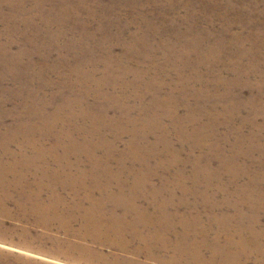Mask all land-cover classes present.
I'll list each match as a JSON object with an SVG mask.
<instances>
[{
	"label": "rangeland",
	"instance_id": "rangeland-1",
	"mask_svg": "<svg viewBox=\"0 0 264 264\" xmlns=\"http://www.w3.org/2000/svg\"><path fill=\"white\" fill-rule=\"evenodd\" d=\"M29 11L30 17L27 18L25 13ZM9 41L11 46L0 47V137L9 140L18 137L15 142L13 139L11 148L17 150L18 142L26 141L27 135H22L25 129L21 128L30 127L34 128V132L28 136L35 139L37 144L46 146L49 156H56L59 164L66 163V167L71 165L73 169L81 166L86 171L94 165L104 168L105 160L108 159L113 169L124 167L128 173L131 163L134 167L132 157L137 153L134 145H130L136 138L132 131L136 130L139 135L140 131L147 133V139L142 143H151L152 147L157 142L156 134L165 127L169 128L171 145L183 149V142L173 134L171 124L178 122L174 119L181 116L178 123L184 118L198 123L205 121L204 135L208 134L209 137H203L204 142L201 144L197 140L186 143L190 146L179 150V164L184 163L186 158L190 161L183 165L186 170V176L183 177L190 181L189 184L193 181L192 174H202L210 179L208 186L198 187L195 193L188 194V200L201 206L204 213L218 216L223 209L225 215L237 213L240 202L236 201L237 187L240 181L238 177H233V181L230 177L233 172L242 174L246 169V154H240V170L234 168L230 173L224 171L220 161L231 153L230 145L224 141L231 114L224 107L220 111L219 106H233L246 93L252 94V91L248 92L252 85L251 77H248L247 87L242 86L241 76L245 79L248 75L246 71L244 75L239 74L242 72L241 63L250 65V61L246 59L241 62L239 48L242 45L251 48L256 43L261 50L260 63L264 60V0H0V42ZM9 59L10 63L15 64L14 70L8 67ZM257 73L255 76L251 74L256 78L253 83L255 87L261 76L260 70ZM92 76L94 79L101 78L102 83L94 85L93 81L92 84ZM30 107H34L33 113ZM156 110L158 116L149 119L148 124L151 126L144 129V117L148 113L154 115ZM194 113L196 118L192 115ZM47 116L51 119H46ZM238 123L239 114H236L232 126ZM93 125L94 128H91ZM90 128L93 132L91 135ZM46 129L51 134L44 139L42 133L47 134ZM58 133L62 135V142L59 141ZM65 136L67 138L64 139ZM89 140L92 142L88 143ZM72 142L86 144L85 150L90 153L82 154L80 151L74 152V149L70 153ZM164 142H157L155 150L148 155H140L139 158L148 160L149 170L160 168L162 148L166 151L168 147L169 151L166 152L169 154L164 158L170 157L172 146L164 147ZM51 147H55L56 154H59H53ZM248 150L245 148L242 152ZM92 153L98 164L91 161L89 155ZM191 158L197 162L193 164ZM54 161H49V165H58ZM127 173L125 177L130 176ZM242 177L246 182L247 178ZM153 179V184L161 183L158 178ZM203 188H207L210 201L216 204L213 207L201 205L202 200H207L204 199ZM230 191H233L234 198L228 197ZM50 194L49 190L44 191L46 198ZM62 194L67 197L70 195L68 192ZM5 208L11 214H0V264H168L148 260L145 254L136 257L129 251L117 250L111 244L85 238L86 233L77 222L70 226V229L75 228L74 231L78 232V235H74V231L66 232L65 228L60 227V222L55 220L43 226L42 223H35L34 218L20 215L12 202L6 203ZM111 208L112 205L105 206L106 211ZM185 212L188 209L183 211V215ZM190 218L204 228L203 218L197 219L190 215L187 221ZM263 221L264 213V226ZM178 228L182 233L188 229ZM216 230L208 231L207 240L220 238L216 237ZM111 234L113 237L115 232ZM101 237L105 240L108 235L103 234ZM137 246L139 243L132 244L131 248ZM189 248L193 249L191 242ZM236 251H227L228 264L232 261L239 264H264V254L255 255L254 260H244L237 256ZM182 252L178 250V253ZM203 252L209 257L207 251ZM173 253L167 249L157 254L169 261ZM209 254L212 259L213 252ZM179 264H186V257H182Z\"/></svg>",
	"mask_w": 264,
	"mask_h": 264
},
{
	"label": "bare ground",
	"instance_id": "bare-ground-1",
	"mask_svg": "<svg viewBox=\"0 0 264 264\" xmlns=\"http://www.w3.org/2000/svg\"><path fill=\"white\" fill-rule=\"evenodd\" d=\"M25 11H28V10H25ZM27 13H25L26 17L29 18L30 11ZM139 28H140V25H139ZM249 29L251 30V28ZM167 42H165V44ZM9 43H11V41L0 42V47L3 46L7 48V46L12 45ZM131 43L132 42H130V44ZM133 43L135 44V42ZM253 46L251 48L249 47L245 48L244 45H242V47L239 48L241 49L240 50L241 62L247 61L248 59L250 61V65L246 63L242 65L241 63L242 72L239 74L244 75L245 73L243 72L246 71L248 75L247 78L245 79H242L243 76H241L242 86L246 88L248 84V77H251L252 85L249 84L250 88L248 89V92L250 90L252 91V94L249 95L248 93H246V95L244 97H240V99L233 106H229L227 104L223 106L220 104L219 106L220 111H221V107H224L226 111L231 114V117L227 121L229 130L228 132H226V137L224 138V141L226 142L225 144L230 145L231 147V153L228 155V157H222L220 161L223 163L224 171H226L227 173H230L231 171H234V168L240 170L241 169L240 154H246L245 156L246 169H244L242 174L235 171L230 177V180L232 181L234 179L233 177H238V182L240 181L239 187H237L238 195L236 198V201L240 200V202H239L236 214L225 215L224 209H223V212H221L222 214L218 216L212 213H206V212L204 213L201 210V206H199L197 203L192 204L190 203L191 201L188 200V197H187L189 196L188 194L191 195V193H195L196 190L199 189L198 187L208 186V184L210 183V179L208 178L209 176L203 177L204 175L202 176V174H199L198 176H196V174L190 173L193 175V181L192 183L189 184L190 181H188L187 179L183 177V176H186V170L184 169L183 165H185L186 163H189L190 161H189V158H186V161L184 163L179 164L180 162V159L178 158L180 157L179 150H183L187 148L188 144L186 143H191L196 140H197V143L199 142V144H201V142L203 141V137L208 136V134L204 135L205 126L207 125L205 124V121L200 120L203 122L198 123V122H194L192 120L184 118L182 121H180V123H178L179 120L181 119V116H178L179 118H175L174 120L178 122L173 123L171 125L173 128V134L175 133L177 135L176 137L181 142H183L182 144L184 145V148L182 149L179 147V149H176L173 145H171V141L168 138L170 134L169 128L167 129L165 127L163 131L157 133L155 136L156 141L157 142L165 141L166 143L164 142L165 145L163 146L164 147L166 145L172 146V150H173V151H170L169 158H164V156L166 157L169 154L166 152L169 150H168V147L166 148V151H163V148H162V151H161L162 152V162L160 161L161 165L159 169L157 168V170L156 169L149 170L148 167L150 166V164H148V160H145V158L144 159L139 158L140 155L142 154L144 156L148 155L149 153L152 152V150L154 151L157 146V142L152 147H150L151 143H148V144L142 143L143 140L147 139V135H148L147 133L143 131H140V135L138 134L136 130L132 131V133L134 134V137L136 138H134L130 142V145H134L133 146L134 150L137 151V153H134L133 155L134 157H132L134 159V167L131 166L132 163L130 162L131 163L130 170L128 173L126 171L127 168H124V167L113 169L110 166L111 161L108 159L105 160L106 163H104L103 161L104 166H105L104 168L100 169L98 168L99 165L98 166L94 165L93 168L91 169L89 168V170H86V171L81 166H77V168L75 169H73L71 165H69L70 167H66L65 166L66 163L64 160L63 162L65 164H61L62 162L59 164L58 163L59 160L56 159V156L54 155L53 157L49 156L50 152L46 146H44L43 144L41 145L37 144L35 139L32 140L31 137L28 136L30 132L32 136L34 132V128L33 129H31L30 127L21 128L22 130L25 129L22 135L26 134L27 138H26V141L24 140L22 142H18L17 150H14L13 148H11L10 145L13 142V139L15 142L18 140L16 139L18 137L14 136V138L10 140L6 139L3 136L0 137V214L2 215L11 214L10 210L5 208V204L12 202L18 208L19 210L18 213L20 215L22 214L24 217L34 218L35 223L37 222L42 223V226L46 224L47 222L49 224L51 223L52 220L53 221L55 220V221L60 222V227L62 229L65 228L64 230L66 232H70V231H74L75 229V228L70 229V226L72 225V223L74 224L77 222L79 225H81L82 229H84V232L86 233L84 234L85 238L90 237L91 239L95 241H99V242L102 241L103 244H111L115 246L117 250H120L126 253L129 251L130 253L134 254L136 257L142 254H145L148 260H157V261L165 262L168 264L169 263L179 264L182 257H186V264H196V262L199 264L200 263L202 264H228L226 262L229 259V255L227 251L232 250V249L237 250L238 251V252L236 251L237 256H241L242 258H244V260H251L254 258L255 255L264 254V226L262 224V214L264 213V60H262L260 63L261 50L257 46L256 43H254ZM129 50H131V48ZM4 62H6V60H4ZM8 62H9L8 67L10 68V70H14L13 68L15 67V64L10 63V59ZM156 65L158 66V64ZM259 70L261 72V76L258 80L259 82H257L258 86L255 87L253 83L255 82L254 80L256 78L254 76ZM251 74L254 76H252ZM106 76L105 78L108 79ZM102 80H104L103 77H102ZM90 81H92V84L94 81V85L102 83L101 78L94 79V76L90 78ZM108 83L109 82H107L106 84ZM241 90L243 91L242 88ZM245 91L247 92V90ZM31 110L33 113V111L35 110L34 107L32 108L30 107V111ZM153 113L154 115L152 113L151 114L148 113L146 114V117H144V120H145L144 129L146 126H151L150 124H148L149 119L153 118V116H156V117L158 116L157 110L154 111ZM162 114H165V113H162ZM236 114H239V123L237 124V126L234 125L235 127H233L232 121H233L234 115ZM192 115L196 118L195 113ZM182 116H184V114ZM46 119L50 120L51 117L48 118L47 116ZM58 119H61V117H59ZM94 125L91 128H94ZM91 128L89 131L90 135L93 133L91 132ZM16 132L20 133L19 130H17ZM46 132L47 134L42 133V138L44 139L46 137L48 138V135L51 134V133H48V129H46ZM57 135L59 136V141H61L62 135L60 133H58ZM138 137H140L141 139L139 140ZM65 138L67 137L65 136L64 139ZM73 142L70 145V153L72 149H74V152L80 151L82 152V154L90 153V152H86L85 150V148L87 147L86 144L78 145ZM89 142H92V141L89 140L88 143ZM53 148L51 149V152L53 154H56V149L55 147ZM224 148L226 149V146ZM245 148H248L250 150L242 152V150ZM61 151H59L60 154H62ZM66 155L67 154L65 153V156ZM93 155L94 154L92 153L89 155V157L91 158V161L95 164L97 163V161H95L96 159L93 158ZM53 160H55L54 163H58V165L54 164L53 167L49 165L48 162L53 161ZM191 161L193 164L197 162L196 159H192V158H191ZM126 162L127 161L125 159V163ZM202 169H206V171L208 172V169L206 167L202 166ZM125 172L129 174L130 176L128 177L127 175V177H125L126 176ZM188 175L189 174H187V176ZM242 176L247 178L246 182L244 181ZM152 178L154 179L158 178L159 180H161L160 181L161 183L159 185L153 184ZM206 189L207 188H203L202 192L204 194V199L206 198L207 200L205 201L202 200L201 205L202 206L204 205L205 207L210 205L213 207L216 204L213 201H210L206 193ZM45 190H49L51 192L48 198L44 196ZM63 192H68L70 193V195L68 197L64 196L62 194ZM232 194H233V191H230L227 193L229 198H234ZM106 205H112V208L109 211H106L105 209ZM186 209H188V212H185V215H183V211ZM190 215L196 216L197 219L203 218V220L205 221L203 224L204 228L202 229L198 224L193 222L191 218L187 221V216H190ZM181 222H183L184 224ZM218 222H220V224H218ZM179 226L181 229L183 227H188V229L182 233L181 231H179V228H178ZM214 229H217L216 237H220L222 240L220 238H216L213 241L211 239L207 240V236L209 235L208 231H211ZM112 232H115L113 237L111 234ZM73 234L78 235V232L74 231ZM103 234L108 235V238L105 240L102 239L101 235ZM79 235H80V232H79ZM84 237H81V238H84ZM224 239L225 241H223ZM135 241H140V242H135ZM190 242L192 243L193 249L189 248ZM137 243H139V246L135 248H131L132 244H137ZM167 249H170L171 251L174 252L173 257L169 259L170 262L162 258L160 254L159 255L157 254L160 251L167 250ZM178 250L183 251V252L178 253ZM203 250L207 251L206 253H208L209 257H206V254L204 255ZM212 252H213V257L211 259V256L209 253H212ZM188 258L193 259V261L191 262ZM231 264H239V262L232 261Z\"/></svg>",
	"mask_w": 264,
	"mask_h": 264
}]
</instances>
